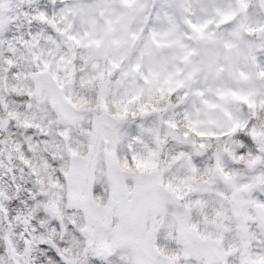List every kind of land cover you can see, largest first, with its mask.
Returning <instances> with one entry per match:
<instances>
[{
    "label": "clouds",
    "instance_id": "clouds-1",
    "mask_svg": "<svg viewBox=\"0 0 264 264\" xmlns=\"http://www.w3.org/2000/svg\"><path fill=\"white\" fill-rule=\"evenodd\" d=\"M0 264H264V0H0Z\"/></svg>",
    "mask_w": 264,
    "mask_h": 264
}]
</instances>
